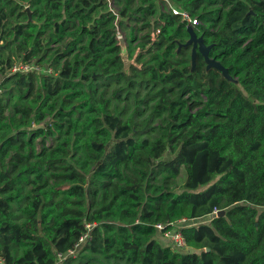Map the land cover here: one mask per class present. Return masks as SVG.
Here are the masks:
<instances>
[{
    "label": "trees",
    "instance_id": "16d2710c",
    "mask_svg": "<svg viewBox=\"0 0 264 264\" xmlns=\"http://www.w3.org/2000/svg\"><path fill=\"white\" fill-rule=\"evenodd\" d=\"M115 1L124 6L120 17L129 18L131 0ZM156 1L144 0L147 7L138 11L154 16ZM169 1L198 20L195 32L234 81L207 69L200 53L195 68L172 57L177 41L190 37L187 23L172 12L162 15L154 42L166 48L164 56L126 72L115 37L118 16L108 0H0V77L6 79L0 88H28L25 98L34 96L35 108L15 106L8 116L0 105L5 264H59V255L72 264L79 253L106 264H264V0ZM214 4L226 10L213 18L201 13ZM57 44L53 62L46 61ZM34 61L53 75L9 74L16 64ZM37 77L42 85L36 89ZM103 79L132 89L134 79L152 83L156 116L168 113L163 134L143 138V124L123 121L107 101L92 103L84 86ZM194 97L205 101L190 105ZM48 117L53 125L31 130ZM52 136L59 142L53 149L8 158ZM41 164L59 171L54 185ZM131 165L138 174L124 178L120 169ZM183 168L181 191L155 184L161 174L177 181ZM27 179L31 189L24 192L20 181ZM221 211L225 216L218 217ZM159 224L179 230L190 251L155 239ZM86 234L77 257L68 256Z\"/></svg>",
    "mask_w": 264,
    "mask_h": 264
},
{
    "label": "rangeland",
    "instance_id": "374dc122",
    "mask_svg": "<svg viewBox=\"0 0 264 264\" xmlns=\"http://www.w3.org/2000/svg\"><path fill=\"white\" fill-rule=\"evenodd\" d=\"M109 9L118 16L116 21V40L117 44L120 47V56L124 62V68L126 72H129L131 68L135 70H140L142 66L147 63L148 65L154 62V55L164 56V51L166 48L157 49L154 42L156 41L157 34L160 32L162 24L164 23V18L162 15L171 14L173 9L183 10L180 5H174L169 0H157L154 16L143 14L138 10L147 7V4L144 3V0H131L130 11L131 16L129 18H121L120 12L124 8L123 5H119L115 0H108ZM226 9L221 4L207 5L201 10V13H208L211 17H216L220 15L221 11ZM212 24L205 25L211 31L215 29L211 26ZM189 38H183L178 40L176 45L177 49L173 52L172 57L175 59H181V61L189 60L188 64H192V48H189L185 55L177 56L176 51L179 52L184 50V44L189 41ZM59 44L53 45L50 50L45 54V60L48 62H53L54 56L53 51L57 49ZM166 47V46H165ZM183 59V60H182ZM6 79L0 77V85L4 83ZM137 87L132 89L128 83L124 81H118L117 79H103L100 82L92 85L86 84L84 89L91 99L92 103H98L101 100L107 101L109 103L108 108L111 112L119 116L123 121H131L134 123L143 124L142 135L143 138H149L152 141L158 139L166 127V119L168 113L163 114L161 117H157L155 114V108L157 102V97L155 93L158 89L154 88V85L149 82H143L142 80L134 79ZM42 79L36 78L35 88L41 87ZM7 92L4 89L0 88V105L6 107V115L12 116L15 111V106L20 109H32L35 111V108L32 107V102L34 101V96L30 98H25L28 93V88H17L12 84L6 85ZM179 94L178 90H175L173 98H176ZM121 97V100L118 99ZM155 98V100H153ZM188 96L185 97L187 99ZM205 98H191L189 100L190 105H198L200 102H204ZM53 117H48L43 123L39 125L32 126L31 130H36L39 128H47L48 125H53ZM58 137H49V138H40L34 141L32 145H29L28 148L24 151L14 150L9 154L10 158L15 153L19 152L20 155L30 156L34 155L35 157L39 156L44 149H53L58 144ZM110 147V146H109ZM108 147V148H109ZM37 160V159H36ZM40 169L47 171L48 176H50V183H56L55 176L59 171L54 170L47 164H41ZM79 169V168H78ZM124 178L136 177L138 174V168L135 165H131L129 168L122 167L120 169ZM32 176L29 177L31 179ZM186 169L183 168L182 173L177 181L167 178L166 174H161L158 176L155 184L162 185L165 190L171 192L181 191L182 186L186 181ZM28 179L20 181V184L23 187L24 192H28L31 188L28 184ZM119 180H115V183H118ZM20 208L19 204L15 205V209ZM198 222H190L191 224H198ZM163 245H171L167 238L164 237L162 232H158L154 237ZM15 254H19L18 250L14 251ZM79 257L74 255L76 262L72 264H106L105 260L102 257H94L89 259H83L82 253H79ZM59 264H63L62 261ZM112 264H118L116 261H113Z\"/></svg>",
    "mask_w": 264,
    "mask_h": 264
},
{
    "label": "built area",
    "instance_id": "2783aa9c",
    "mask_svg": "<svg viewBox=\"0 0 264 264\" xmlns=\"http://www.w3.org/2000/svg\"><path fill=\"white\" fill-rule=\"evenodd\" d=\"M172 13L176 16L181 17L182 21L187 23L188 26H197L198 20L191 17V14L186 10H177L173 9ZM2 43V42H0ZM29 74L34 73L37 75H53V69L50 67H44L38 65L35 61L31 63H18L16 64L11 70L10 75L13 74ZM215 214H218L215 212ZM185 221H182V223ZM158 231L162 232L164 234V237L168 239V241L171 244V247L178 252H188L190 251V248L187 245V242L185 238L183 237L182 233L177 230L176 228L172 229H166V227L162 225L156 226ZM87 228L90 230L92 228L91 225H87ZM89 238V234L84 235L81 239L79 244H77L76 248L69 252L68 256H74L78 253V251L83 247V244L87 241ZM59 258L61 261L64 259L62 255H59ZM0 264H5L4 258L0 256Z\"/></svg>",
    "mask_w": 264,
    "mask_h": 264
},
{
    "label": "water",
    "instance_id": "95a60500",
    "mask_svg": "<svg viewBox=\"0 0 264 264\" xmlns=\"http://www.w3.org/2000/svg\"><path fill=\"white\" fill-rule=\"evenodd\" d=\"M26 12L28 13L29 22H32L33 19H32L31 10L29 8H27ZM187 32L190 36V39L183 46L185 48H192V67L195 68L197 56H198V53H200L203 56L205 63L207 64V69H215V70L221 72L226 79H228L230 81H234V79L229 74V70L227 68H225L221 64V62H219L217 59L210 57V51H211L213 46L212 45H209V46L206 45L204 37L198 36L197 33L195 32V28L193 26H191V25L188 26ZM223 216H225L224 211H221L218 213V217H223Z\"/></svg>",
    "mask_w": 264,
    "mask_h": 264
}]
</instances>
